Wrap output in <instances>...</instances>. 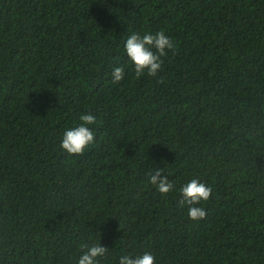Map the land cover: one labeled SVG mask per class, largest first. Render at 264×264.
<instances>
[{
  "label": "trees",
  "instance_id": "obj_1",
  "mask_svg": "<svg viewBox=\"0 0 264 264\" xmlns=\"http://www.w3.org/2000/svg\"><path fill=\"white\" fill-rule=\"evenodd\" d=\"M160 30L178 45L163 83L137 80L125 41ZM89 112L95 142L71 156ZM193 178L213 189L198 223L178 203ZM97 243L98 264H264V0H0V264Z\"/></svg>",
  "mask_w": 264,
  "mask_h": 264
},
{
  "label": "clouds",
  "instance_id": "obj_2",
  "mask_svg": "<svg viewBox=\"0 0 264 264\" xmlns=\"http://www.w3.org/2000/svg\"><path fill=\"white\" fill-rule=\"evenodd\" d=\"M178 45L164 30L143 34L133 33L125 41V52L131 62L134 75L137 80L148 77L157 79L163 83L161 73L164 71L165 61L169 53H176ZM111 82L114 85L120 84L126 78V70L123 65L114 67L110 73ZM80 123L72 128L66 129L61 148L71 156L83 155L85 150L95 142V132L92 130L97 122L95 115L89 113L81 114ZM149 180L158 192L167 196L175 189V185L167 176L164 170L157 169L149 173ZM182 199L179 200L181 208L187 206V216L193 222H200L206 219V209L201 205L208 202L213 196V189L199 179L193 178L179 189ZM87 251L80 257L78 264H98V259L105 257L108 249L97 243L91 247L82 245ZM119 264H156V258L151 253H144L140 256L124 255L120 258Z\"/></svg>",
  "mask_w": 264,
  "mask_h": 264
}]
</instances>
